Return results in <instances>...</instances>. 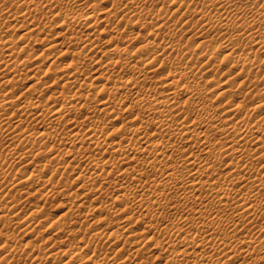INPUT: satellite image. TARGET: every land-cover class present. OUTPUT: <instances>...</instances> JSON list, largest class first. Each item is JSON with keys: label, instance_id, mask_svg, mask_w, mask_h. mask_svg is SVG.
I'll return each mask as SVG.
<instances>
[{"label": "bare ground", "instance_id": "bare-ground-1", "mask_svg": "<svg viewBox=\"0 0 264 264\" xmlns=\"http://www.w3.org/2000/svg\"><path fill=\"white\" fill-rule=\"evenodd\" d=\"M97 1L0 0V139L7 144L6 153L0 154V182L3 184L15 175V171L12 175L10 170L4 169L7 165L15 169L12 163L24 159V166L30 167L35 158L50 153L44 159L50 166L54 162L48 176H43L48 166L44 163L43 172L38 169L40 173L26 174L25 185L17 177L18 182L15 177L13 181L7 180L10 187L16 190L17 186L24 185L21 196L23 193L29 197L34 194L30 190L44 189L45 193L50 186L46 194L40 191L42 195L38 198L42 203L52 196L55 199L74 195L86 200L92 195L91 200L97 202V207L91 208L92 204L91 213L105 215L104 220L123 216L118 224H123L121 234L127 235L119 234L121 230L116 221L107 231L97 226L90 232L87 226L90 233L86 237L90 235V238L86 243L83 242L86 230L81 228L85 233L81 229L68 230L72 223L67 224L66 219L58 227L56 224L57 236L65 229L71 231L66 232L70 236L78 235V242H74L77 248L68 243L69 248L73 247L70 248L73 256L64 264H151L153 261L142 260L145 258L141 254L150 253L149 258L157 247H162L163 251L152 258L160 261L162 254L165 255L161 260L163 264H264V197L261 198L264 194V0ZM164 1H168L170 9L162 5ZM39 3L41 7L37 8ZM148 4L159 8L149 9ZM8 6L17 10L11 11ZM113 17L116 18L111 20ZM9 20H18L23 28L28 26L25 30L28 37L19 36L25 39V45L19 46L21 51L32 45V39L38 42V37L32 34L40 37L43 31L53 30L51 34L56 35V39H47L52 42L48 50L66 49L63 54L71 51L73 55H82V61L91 60L92 82L88 83V72L80 74L85 62L74 63L70 59L67 68L59 70H71L53 78L52 83L49 80L50 88L43 81L45 74L36 77L38 64L36 74L34 71L29 77L33 82L27 88L28 94L25 91L14 93L15 78H10V74L17 76L20 69L30 63L15 59L18 53L14 38L4 36ZM51 22H55L54 25ZM132 25L148 28V35L139 32L125 40L122 35ZM101 34L107 38L104 42ZM46 37L42 39L46 41ZM131 41L138 43L132 47ZM209 41L214 45L208 47ZM44 50L39 58L46 56ZM198 58L204 60L198 62ZM235 67L237 71L232 72ZM48 71L47 75L52 70ZM216 73L224 78H216ZM58 78L62 81L58 82ZM46 83L45 92L55 85L58 89L60 85L56 91L64 98H60L61 103L54 100L53 94L45 100L41 98L45 95L34 96L36 88ZM212 83L223 86L214 96H210ZM9 84L13 85L7 88ZM240 86L246 88L243 94L238 93ZM66 88L75 89L68 96ZM95 111L106 118L110 115L111 123L122 124L105 132V127L99 128L104 118L91 116ZM26 157L32 159L26 160ZM17 172L20 173L18 168ZM56 176L59 178L54 183ZM70 177L73 182H69L77 183L76 189L82 190L81 193L70 188ZM5 183L4 187L8 185ZM9 192L0 194V200L9 204L8 208L5 205L0 208V221L5 219L2 223L8 226L16 218L21 225H26L23 231L28 227L27 231H32V225L38 223L35 213L41 208L27 215L25 203L21 202L25 205L21 206L25 208L23 211L15 205L16 196L14 203L13 194ZM20 199L27 203V197ZM78 199L73 200L74 203L70 201L73 205L69 204V211L75 214L83 203ZM11 203L14 205L10 206ZM22 211L25 214L20 216ZM75 220L72 222L77 223V217ZM101 221L103 223V219ZM131 223L143 224L142 239L137 237L139 233L133 230ZM256 227L260 230L255 238L249 236L251 233L244 234ZM50 229L47 225L46 230ZM5 234L6 239L11 235L9 231ZM7 241H1L4 248H10ZM82 242L83 247L79 245ZM58 245L56 252L52 251V246L46 257L39 255L40 248L35 245L30 256L46 263L69 255L67 248H62L65 253L57 251ZM102 246L104 252H101ZM15 249L3 250L7 252L3 257H9L11 264L19 254Z\"/></svg>", "mask_w": 264, "mask_h": 264}, {"label": "rangeland", "instance_id": "rangeland-1", "mask_svg": "<svg viewBox=\"0 0 264 264\" xmlns=\"http://www.w3.org/2000/svg\"><path fill=\"white\" fill-rule=\"evenodd\" d=\"M97 2H99V0L97 1ZM96 2V3H97ZM163 4V6L167 9H170L169 7H170V5L168 6V1H166V3H165V1L164 2H162ZM151 5L150 4H148L146 7H148L149 9L150 8H156V10H158V8L159 7H156V6H154V7H150ZM9 8H11V11H15V10H17V8H13V7H10V6H8ZM39 7H41V5H40V3H39V6L37 5V8H39ZM78 16V15H77ZM81 17H83L84 15L83 14H81L80 15ZM116 17H113L111 20H114ZM57 20L58 19H55L54 21L55 22H57ZM55 22H51V23H53V25H54V23ZM18 24V25H17ZM21 25V23L18 21V20H9L8 22H7V27L5 28V35L4 36H6V37H8V38H10L11 40L13 39L14 41V43H15V52H16V54L18 53V55H16V57H15V59L17 60V58H18V60L20 59V58H22L23 60L25 59L26 61L25 62H28L27 64L29 65V63H30V66H27L26 65V68H24V69H20V71L17 73V76L15 75V77H14V74H10V78H15L14 80H13V84H14V82H15V86L13 87V90H14V93L16 92V91H19V92H23V91H25L26 92V94H28V91H27V88H28V86H30L31 84H32V82L33 81H31V80H29V77L31 76V75H33V73H34V71L36 70V67H38V64L40 65L38 68H37V70H39V72H37V71H35V73L34 74H36V72H37V74H36V77L39 75L40 77H42V75H47L46 74V70L48 71H50V70H52L51 72H49L48 73V75L47 76H43L42 78H43V81L44 82H47L48 83V85H49V87H47V88H50L51 86V83L53 82V78H55V77H58V76H62V75H64V73L66 72L65 70H67V69H65V68H67V66H68V63L70 62V59L74 62V63H78V61H81L82 63L83 62H85L84 64H83V67H81L80 65H78V66H80L81 68V71L82 70H84V71H82V72H80V74H82L83 72H84V75H86L87 73L86 72H88V74L86 75V76H90L89 77V79L90 80H88V83H90V82H92V78H93V76H94V74L92 73L91 74V72H93L92 71V66L93 65H90V64H92L93 62H91V60H88V61H82V58L81 57H83L82 55L81 56H77V55H73L72 53H71V51L69 52V54H67V53H64L63 54V51H65V50H63V51H61L60 50V48H52V49H50V50H48L49 49V47L52 45V42H50V41H52V40H55L56 38H55V36L56 35H52V34H54V31L53 30H51V29H48V30H51V31H48L47 32V30H45V31H43L44 32V34L46 33V35L49 33V35H47V37H46V35H44L43 33L40 35V37H41V39H40V37L39 36H37V35H34V34H32L33 36H34V38L35 37H38V39L36 40V41H40L39 43L38 42H35V41H33V39L31 40L33 43H32V45L26 50V51H21L19 48L21 47V46H24L25 44H23V42L25 41V39H26V37H28V34L26 33V27H28V26H25L24 28L23 27H20V25ZM17 25V26H16ZM22 28V29H19V28ZM132 28V29H131ZM148 28H144V29H141L140 28V26L138 25V27H137V25L134 27L133 25L132 26H130V29H128V31L124 34V35H122L123 36V38L125 37V40H129L131 37H133V35H135L136 33H139L140 32V34L141 35H143V36H146V35H148ZM132 32V33H131ZM52 33V34H51ZM24 36V37H22V36ZM31 35V34H30ZM29 35V36H30ZM42 35L44 36V37H42ZM19 36H21L22 38H25V39H22L21 37H19ZM32 36V37H33ZM99 36H101V38L103 39L102 40V42H104L107 38L105 37V36H103L102 34L101 35H99ZM98 36V37H99ZM129 36V37H128ZM12 37V38H11ZM45 37H46V41H47V39L49 38V42L47 41V43H45L46 41H44L43 39H45ZM43 38V39H42ZM53 38H55V39H53ZM105 38V39H104ZM127 38V39H126ZM35 40V39H34ZM44 41L43 43L41 42V41ZM138 43V41H136V42H133L132 43V41H131V46L132 47H135V45ZM23 44V45H22ZM207 45H208V47H211V46H213L214 45V43L213 42H211V41H209L208 43H207ZM20 46V47H19ZM48 47V48H47ZM16 48H18L17 50H16ZM42 48H44V49H42ZM47 49V50H46ZM40 50V51H39ZM42 50H44L45 51V53L44 54H46V56H41L40 58L38 57L39 56V54H41L42 53ZM61 53L63 54V55H61ZM43 54V55H44ZM101 54H103V53H101ZM36 56L38 57V59L36 58ZM48 56V57H47ZM36 58V59H35ZM68 59H69V61H68ZM202 60H204V58H198V62H201ZM21 61V60H20ZM19 61V62H20ZM32 62V63H31ZM91 62V63H90ZM33 66H32V65ZM67 64V65H66ZM36 65V66H35ZM49 65V66H48ZM57 66H59L58 68H57ZM22 67V66H21ZM33 67H35V68H33ZM41 67V68H40ZM48 67L50 68L51 67V69H48ZM61 67H65V68H62V70H64V71H60L59 69H61ZM83 68V69H82ZM224 68H229L228 66H224ZM263 69H264V67H262ZM33 69V70H32ZM45 71H44V70ZM58 69V72L56 71V70ZM91 69V70H90ZM262 69V70H263ZM43 70V71H42ZM56 72H55V71ZM68 70L70 71L71 69H69L68 68ZM67 70V71H68ZM237 71V67H235L234 69H232V72L233 71ZM41 71H42V73H41ZM31 72V73H30ZM45 72V73H44ZM63 74H62V73ZM90 72V73H89ZM41 75H40V74ZM86 73V74H85ZM255 73H257V72H254V74ZM29 74V75H28ZM219 73H216V75H215V77L217 78V76H218V78H220V79H223L224 77H220L219 75H218ZM27 75V76H26ZM38 76V77H39ZM252 76V75H251ZM17 77V78H16ZM23 77V78H22ZM45 77V78H44ZM84 77V76H83ZM12 78V79H13ZM19 78V79H18ZM26 78V79H25ZM21 79H22V81H21ZM51 79H52V81H51ZM59 79L60 78H58L57 79V81L59 82ZM19 81V83H17L18 81ZM50 80V82H48ZM62 80L60 79V82H61ZM90 81V82H89ZM234 82H236V81H234ZM233 82V83H234ZM47 83L45 84V86L44 87H37L36 88V92H34V91H32V93L34 92V96H42V95H45V97L43 96V97H41V98H43V100H45V99H47L48 97H50L52 94L53 95H55V98L57 99H55L54 98V96H53V98H54V100L56 101V102H59V103H61V101L60 100H63L64 98L62 97V96H59V93L57 92L60 88H59V86L60 85H58V89H57V86L55 85L54 87H52L51 89H48V91H47V88H46V91L50 94H47V92H45V87H46V85H47ZM232 83V82H231ZM230 83V84H231ZM13 84H11V85H13ZM220 84V83H219ZM219 84H215V83H212L211 84V87L212 86H214V87H212L211 89H213L212 91H211V93H210V96H214L215 94H217V93H219L220 91H221V89H222V87L223 86H221V85H219ZM10 85V84H9ZM11 85L10 86H8L7 88H10L11 87ZM47 85V86H48ZM237 86V85H236ZM242 86V85H241ZM240 86V89H239V91H238V93H240V94H243V92L245 91V89L246 88H242ZM246 86V85H245ZM237 87H239V86H237ZM16 88V89H15ZM18 88V89H17ZM42 88H44V90L42 89ZM37 89H39V92H40V94H39V92L37 91ZM55 89V90H54ZM75 88H66L65 89V92H66V95H68L71 91H73ZM43 91V92H41V91ZM54 91L53 93L51 92V91ZM57 90V91H56ZM45 92V94H42V93H44ZM64 92V93H65ZM17 93V92H16ZM36 93V94H35ZM58 93V94H57ZM38 94V95H37ZM59 96H57V95ZM72 93H70L68 96H70ZM46 95H48V96H46ZM58 98H57V97ZM60 98H63V99H60ZM59 99V100H58ZM92 102H93V100H92ZM93 103H95V100H94V102ZM96 103H97V101H96ZM99 113V112H98ZM96 111L95 112H92L91 113V116L92 117H100L101 118V116H102V119L104 118V120H101V122L99 123V128H100V126L102 127H105V129L104 128H102V130L104 129L105 130V132H110V131H113V130H115L114 128H116V126H117V128L120 126V124H122V123H119V124H117V123H111L110 122V118H111V116L110 115H106L108 118H106L105 117V115H102L103 113H99L98 114ZM93 114V115H92ZM94 114H96V116H94ZM100 115V116H99ZM127 115H130V114H126L125 116H127ZM131 118V116L130 117H128V119H130ZM106 119H108V120H106ZM127 119V120H128ZM106 120V121H105ZM126 120V119H125ZM126 120V121H127ZM82 120H80V122H81ZM109 123H108V122ZM125 121V122H126ZM103 122H106V123H103ZM102 123V124H101ZM26 124V123H25ZM68 124V123H67ZM104 124V125H103ZM69 125H71V123H69ZM69 125H67V126H69ZM119 125V126H118ZM107 126V127H106ZM25 127V126H24ZM79 127H80V125H79ZM116 128V129H117ZM101 129V128H100ZM6 151H7V144H6V140H4V139H0V154H2V153H6ZM50 154V153H49ZM49 154H47V155H49ZM47 155H43L44 157H42V156H40V157H37V158H35V162L29 167H27L26 165L24 166V164H26V162H24L25 160L24 159H22L21 161H19V162H17V161H15L16 162V164H15V162H13L12 164H13V167L15 168V169H13L12 167H9L8 165H7V167H4V169L6 170V169H8V171L9 172H11V174H12V172L13 171H15V175H14V177H15V179H16V177H17V179L19 180V181H21L22 180V183L24 182V185H25V183H26V177L28 176V173L30 174L32 171H34V173H40V171H38V169L39 170H43L44 171V163L46 164L47 163V165H48V162H46L44 159H46V158H48L47 157ZM1 158V157H0ZM65 158V160L67 161V160H69V158H67V157H64ZM26 160L27 159H29V160H31L32 159V157H26L25 158ZM24 160V161H23ZM2 160H0V162H1ZM9 162H11V161H9ZM28 162V161H27ZM29 162H31V161H29ZM2 163V162H1ZM1 163H0V165H1ZM36 163V164H35ZM39 164V165H38ZM42 164H43V167H40V166H42ZM53 165H54V162L52 163ZM51 164V166H50V164L47 166V168L49 169H47V168H45V171L43 172L42 170V172H43V176L44 177H46V176H48V174L50 173V172H48V171H50L51 170V168L53 167V165ZM12 166V165H11ZM37 166V167H36ZM9 167V168H8ZM23 167H25V168H23ZM46 167V166H45ZM17 168H18V170H19V174H18V172H17ZM21 168V169H20ZM36 168V169H35ZM69 168V167H68ZM70 168H71V166H70ZM69 168V169H70ZM47 169V170H46ZM12 170V171H11ZM7 171V170H6ZM29 171V172H28ZM36 171H38V172H36ZM9 172H8V176H9ZM17 172V173H16ZM22 172V173H21ZM11 174H10V176H11ZM13 174H14V172H13ZM12 174V175H13ZM26 174H27V176H26ZM46 176H45V175ZM9 176V177H10ZM14 177H11L10 179L9 178H7V180H9V181H11ZM58 176H56L55 177V179H53L52 181L54 182V183H57V179L59 178H57ZM25 178V179H24ZM14 179V180H15ZM15 180V181H17L18 182V180ZM72 179L73 178H69L68 179V183L70 184V188L72 187V189H74V190H76L77 191V183L75 184H73V183H71V182H73L72 181ZM7 180H5V181H7ZM25 180V181H24ZM5 181L3 182V184L0 182V185H1V187H0V194L3 196V195H5L4 193H5V191H6V194H7V192L8 191H10L9 193H11L12 192V194H13V196H12V198L14 199V203L16 202L15 200V198H17L18 200H17V202H16V204L15 205H18L19 207H21V206H23L24 204H22L21 202H24L25 203V205H26V207H25V205H24V207L26 208V210H25V208L24 207H21L22 208V210L24 211V212H28L27 213V215H29V213H31L32 211L34 212V210L35 211H38V209L39 208H41L42 210H43V205H45L44 206V210L43 211H41V209H39L40 211H38V212H40V213H38V212H36L35 214V217L37 218V222L38 223H40L39 221H42L40 224H39V226H38V223L36 224V222H35V224L34 225H32V227H31V229H32V231L30 230H28L27 231V229H30L29 227L26 229V231L24 230H22V229H24L25 227H26V225L25 224H23V225H25L24 227H23V225H21L22 223H20V220L19 219H14L15 221H16V223H15V221L13 220L12 222L13 223H11L10 222V224L7 226V224L6 223H2V222H5V219H3L4 221H0V232H2V235H3V233H4V238L3 237H1L0 238V249H2V250H0L3 254L1 255V252H0V256L1 257H3V256H5V254H7V252H9V250L10 251H12V250H14L16 247H18V248H20V249H18V248H16L15 249V252H17V257H18V260L16 259V258H14V264H64L66 261H68L69 260V258H70V255H72L73 256V253H72V251L70 252V248H73L74 246L76 247V243H74V242H78L77 241V237H78V235H76V236H74L75 234H71V236L69 235L70 233H71V231L69 232V231H66V229L64 230V233L63 232H60V233H58L59 235L57 236L56 235V224H57V227L60 225V222H62V223H64V221H65V219H66V223L67 224H73V227H71L72 226V224L69 226L68 225V227H67V229L68 230H73L74 229V231H77L78 229L80 230L81 228L83 229V230H86L87 231V228L89 227H91L92 225V228H88V231H90V230H92V229H95V227H97V226H99V229H100V227L102 228V229H104V227H105V229H106V231H107V227L109 228L110 226H111V224L112 223H114L115 221V223H117V225H119V230H121L122 228H121V226L123 225H121V224H118L119 222H121L122 221V215H117V216H110L109 217V219H108V217L106 218V220H104V216L105 215H103V214H101V213H99V212H92L91 213V210H90V207H91V205H92V207L91 208H94V207H97V202H94V201H92L91 199V196H89V198H87L86 200H84V199H80V197H76V196H72V195H65V196H57L55 199H54V196H52L53 197V199H50V198H52V197H50L47 201H45V203H42V201H40L41 199L40 198H38V197H40V195H42L41 194V192L44 190H40V191H37V192H35L36 190L34 189V191L32 192L31 190H30V193H36V195H34V194H31V195H29V197L31 198H29L28 197V195L26 196V194H23L22 193V195L25 197H23V196H21V192H22V188L24 187V185H20V186H17L15 189L16 190H14L13 188H11L10 187V182H6L5 183ZM13 181V180H12ZM69 181H71V182H69ZM53 182H51L50 184H52V185H55ZM67 182V181H66ZM4 183H5V186L7 185V183H8V185L6 186V187H4ZM3 185V186H2ZM72 185V186H71ZM9 186V187H8ZM23 186V187H22ZM2 187H4L3 189H2ZM19 187V188H18ZM22 187V188H21ZM47 188H50V186H48ZM47 188L45 189V193H43V195L44 194H46L49 190H47ZM5 189V190H4ZM11 189L13 190V191H11ZM21 189V190H20ZM3 190H4V192H3ZM18 190V191H17ZM2 191V192H1ZM17 191V192H16ZM47 191V192H46ZM81 191L82 190H80V191H77V193L79 194V192L81 193ZM38 192H40V194L38 193ZM263 193V192H262ZM11 194V195H12ZM15 194V195H14ZM1 196V197H2ZM16 196V197H15ZM15 197V198H14ZM26 197H27V203L25 202V200L24 199H26ZM93 197V196H92ZM264 197V194H262L261 195V198H263ZM20 198H23V200L24 201H22V199H20ZM30 200H29V199ZM42 198H44V196L42 197ZM77 198H79L78 200L79 201H81L80 203H82V205H81V207L79 208H76V210H78V211H75L76 212V214H77V216H75L76 214L74 213V211H69V207H70V205H73L72 203H74L73 202V200H76L77 201ZM21 201H20V200ZM40 199V200H39ZM84 200V201H83ZM103 200H105V198L103 199ZM19 201V202H18ZM28 201H30V202H28ZM72 203H71V202ZM91 201H92V203H91ZM0 202H1V205H0V208H2L4 205L8 208L9 207V204H7L5 201V203L3 202V200H0ZM264 202V201H263ZM4 203V204H3ZM14 203H11L10 204V206H12V205H14ZM18 203H20V204H22V205H20V204H18ZM29 203V204H28ZM95 203V204H94ZM36 204H37V206H40V207H37L36 206ZM43 204V205H42ZM70 204V205H69ZM95 205V206H94ZM28 206V207H27ZM36 206V207H35ZM94 206V207H93ZM32 208V209H31ZM38 208V209H37ZM29 209V210H28ZM32 210V211H31ZM74 210H75V208H74ZM93 210V209H92ZM23 211H22V213H23ZM67 211H69V212H71L70 214H69V212H67ZM90 211V212H89ZM94 211V210H93ZM66 213V214H63V213ZM89 214H88V213ZM21 213V214H22ZM69 214V216H68V214ZM73 213V214H72ZM20 214V216H23L25 213H23L22 215ZM40 214H42V215H40ZM67 215V218H66V216L64 217L63 215ZM75 214V215H74ZM40 215V216H39ZM43 215H44V217H43ZM73 215V216H72ZM90 215V216H89ZM102 215V216H101ZM19 216V217H20ZM38 216H39V218H38ZM46 216V217H45ZM70 216H72V217H70ZM75 216V217H74ZM89 216V217H88ZM98 216H101V217H98ZM42 219H41V218ZM48 217V218H47ZM76 217H77V220H78V224L76 223V222H72V221H76L75 219H76ZM87 217V218H86ZM96 217V218H95ZM46 220H45V219ZM61 218H63V219H61ZM69 218L71 219V221H69ZM92 218V219H91ZM100 218H102L103 219V223H102V219H100ZM49 219V220H48ZM58 219H60V220H58ZM68 219V220H67ZM73 219V220H72ZM82 219V220H81ZM97 219V220H96ZM98 219H99V221H101V222H99L98 221ZM108 219V220H107ZM121 221H120V220ZM58 220V221H57ZM62 220V221H61ZM86 220V221H85ZM112 222H111V221ZM117 220H119L118 222H117ZM18 221H19V223H18ZM48 221V222H47ZM55 221H57L56 223H54L53 224V222H55ZM67 221H69V222H67ZM97 221V222H96ZM111 223H110V222ZM114 221V222H113ZM83 222V223H82ZM92 222V223H91ZM93 222H95V224H93ZM14 223H15V226H14ZM52 223V224H51ZM61 223V224H62ZM74 223L76 224V226L74 227ZM84 225H82V224ZM97 223H99V224H97ZM3 224H6V225H3ZM12 224V225H11ZM20 224V225H19ZM42 224V225H41ZM87 224H89V225H91V226H89V225H87ZM110 224V225H109ZM19 225L20 227H17V226ZM47 225H48V227H49V229H50V227L51 226H54L53 228H52V230L50 229V230H46V228H47ZM50 225V226H49ZM105 225V226H104ZM108 225V226H107ZM113 226H114V224H112ZM116 225V224H115ZM131 226H132V228H133V230H137L136 231V233H139V235L137 234V237H142V235H141V233H142V229H140L142 226H143V224L141 223V224H138V225H133V223H131L130 224ZM129 225V226H130ZM3 226V227H2ZM34 226H36V227H34ZM45 226V227H44ZM88 226V227H87ZM34 227V228H33ZM70 227V228H69ZM85 229H84V228ZM7 228V229H6ZM17 228H19V229H17ZM56 228V229H55ZM75 228H76V230H75ZM117 230H118V228L117 227H115ZM114 228V229H115ZM15 229V230H14ZM21 229V230H20ZM35 229V230H34ZM55 229V230H54ZM80 230L81 232H84L83 230ZM256 229H257V227H256ZM255 228H250L249 229V231H246V232H244V234L245 233H247L251 238H255L254 236L256 235V236H258V232L257 231H259L260 230V228L258 227V229L256 230ZM44 230V231H43ZM101 230V229H100ZM116 230V231H117ZM252 230V231H251ZM8 231H9V234H11L12 235V237H11V235H10V239H12V238H14V236H16L14 239H12V240H10L9 238H7L8 239V241H9V243L8 244H10V245H12V248H13V246H14V244H16V247L14 246V249H12L11 248V246L9 245V247L10 248H4L3 246H4V244H3V242H4V239L7 241V239L5 238V235H7V234H5V232L6 233H8ZM41 231V232H40ZM54 232V233H51V232ZM79 231V234L80 235H82V233ZM86 232V235H85V237L86 236H88V234L91 232ZM122 231L123 230H121L120 232H119V234H121L122 233ZM141 231V232H140ZM257 232L256 234L254 233V235L252 234V232ZM12 232H14V233H12ZM29 232V233H28ZM43 232V233H42ZM69 233V234H67V233ZM85 233V232H84ZM218 233H219V231H218ZM9 234H8V236H9ZM14 234V235H13ZM128 233H126V234H121V235H127ZM247 234H245V235H247ZM48 235L50 236L49 238H47L48 237ZM54 235L55 237L53 238V240L51 239L52 238V236ZM44 237V238H43ZM58 237V238H57ZM62 237V238H61ZM84 237V236H83ZM159 237V236H158ZM3 238V239H2ZM47 238V239H46ZM64 238L65 239H67L66 241L64 240ZM88 238H90V235H89V237ZM87 237L85 238V240L83 241V242H87L89 239H88ZM143 238V237H142ZM141 238V239H142ZM49 239H51V240H49ZM55 239H62L63 241H65L64 243H63V241L62 240H60V241H62V242H60V241H58V240H56L58 243H59V245L61 246H59L58 245V243H56V241H55ZM76 240V241H73V243H72V240ZM3 240V242H1ZM41 240V241H40ZM42 240H44V241H42ZM48 242H47V241ZM69 240V241H68ZM7 241V242H8ZM16 241H18V242H16ZM27 242V243H26ZM42 242H44V243H42ZM53 242H55L54 243V245H55V247H54V245H52V243ZM82 242V243H83ZM85 242V243H86ZM24 243V244H23ZM31 243V244H30ZM33 243H34V245H33ZM40 243V244H39ZM68 243H70L72 246L69 248L68 246H70V244L68 245ZM79 243V245L81 246V247H83V245L85 244V243ZM123 243V240L121 241V242H119V245L120 244H122ZM103 244H105V243H103ZM2 245V246H1ZM28 245H30V246H28ZM35 245H38V247L37 248H40V250H41V252L42 253H40V250H39V255L40 256H45L46 257V255L45 254H47L50 250H51V248H52V246H53V248H52V251H54V252H56V247H57V245L59 246V249L57 248V251L59 250H61L60 251V253H65V252H63L64 251V249L65 248H67V249H65V251L67 252V251H69V255H67L66 257H65V255L63 256V257H59V259L60 260H57V261H47L46 263H44V262H42V263H40V261H38V259H34V257L32 256V254H31V256H30V253H31V251L30 250H32L33 249V247H35ZM52 245V246H51ZM66 247H65V246ZM78 245V246H79ZM106 245V244H105ZM119 245H117V246H119ZM129 245V244H128ZM126 245V247H127V249L128 248H130L131 247V245ZM63 246V247H62ZM149 246L151 247V246H153V244H149ZM3 247V248H2ZM25 247V248H24ZM74 247V248H75ZM107 245L104 247L105 249H107ZM121 247V246H120ZM28 248V249H27ZM30 248V249H29ZM36 248V247H35ZM34 248V249H35ZM47 248H48V250H47ZM50 248V249H49ZM62 248H64V249H62ZM77 248V247H76ZM92 248H93V246H92ZM7 249H9V250H7ZM26 249V250H25ZM159 249V250H158ZM3 250H5V251H7V252H4ZM156 250V249H155ZM162 250V247L160 248V247H157V251H156V253H154L155 255L157 254H159L160 253V251ZM19 251V252H18ZM25 251V252H24ZM28 251V252H27ZM163 251V250H162ZM101 252H104L103 251V246H102V250H101ZM118 252H120V251H118ZM124 252H126V251H124ZM124 252H121L122 254L124 253ZM158 252V253H157ZM71 253V254H70ZM121 253H118V257H121ZM162 253V252H161ZM160 253V254H161ZM125 254V253H124ZM145 254V253H144ZM141 254V256L143 257V258H145V259H142V257L140 258V259H142V260H145L146 261V259H148L147 260V262L149 261L150 263H151V261H153L152 263L153 264H163V262L161 261L163 258H164V256L165 255H163L162 254V256H161V258H160V261L158 260V261H156L157 259H155V260H153L154 258H152L153 256H154V254H152L153 256H151V257H149L148 258V256H150L151 254L150 253H147V254ZM144 256H146V257H144ZM1 257H0V259H1ZM163 257V258H162ZM4 258V257H3ZM2 258V259H3ZM7 258H9V257H7ZM7 258H4V261L2 260V261H0V264H11V262L12 261H10L11 259H7ZM21 258V259H20ZM151 258H152V260H151ZM5 259H7L8 260V262H7V260H5ZM63 259H65V261H63ZM34 260V261H33ZM35 260H37V262L35 261ZM123 260V259H122ZM121 260V261H122ZM21 261V262H20ZM63 261V262H62ZM62 262V263H61ZM160 262V263H159ZM12 263V264H13ZM151 263V264H152ZM79 264V263H78ZM80 264H84V263H80Z\"/></svg>", "mask_w": 264, "mask_h": 264}]
</instances>
